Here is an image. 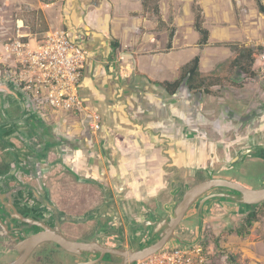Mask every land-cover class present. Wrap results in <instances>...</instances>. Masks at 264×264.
Returning <instances> with one entry per match:
<instances>
[{"label":"crops","instance_id":"obj_1","mask_svg":"<svg viewBox=\"0 0 264 264\" xmlns=\"http://www.w3.org/2000/svg\"><path fill=\"white\" fill-rule=\"evenodd\" d=\"M190 1L194 20L188 24L186 0H0L4 6L41 12L49 29L67 30L87 50L80 93L102 117L99 133H92L88 118L76 113L56 116L57 124H33L27 132L20 126L18 133L36 154L29 156L31 163L42 149L47 161L38 165L45 170L54 165V172L70 170L83 181L118 190L119 196L132 188L148 199L165 189L168 169L195 166L194 142L201 134L223 141L244 127L240 121L255 109L258 85L241 87L240 75L248 74L239 65L234 71L218 69L224 60L232 65L241 51L234 50L243 38L240 26L231 24L225 8H215L209 28L206 5L214 0H200L209 31L202 45L195 0ZM183 27L192 33L194 27L199 36L190 40ZM196 57L200 76L192 87L185 72ZM251 72L255 75L253 67ZM12 140L22 147L20 136ZM65 177L76 180L66 172ZM80 188L81 200L91 202L94 196L85 195L90 186Z\"/></svg>","mask_w":264,"mask_h":264},{"label":"flooded vegetation","instance_id":"obj_2","mask_svg":"<svg viewBox=\"0 0 264 264\" xmlns=\"http://www.w3.org/2000/svg\"><path fill=\"white\" fill-rule=\"evenodd\" d=\"M253 98L260 99V91H256ZM23 105L0 91V264H130V253H141L160 242L162 231H155L157 225L168 217L169 211H174L187 189L209 178L227 179L253 190L264 188V128L258 127L264 124V101L257 104L251 116L244 115V120L240 121L241 125L250 128V137H259L261 143L240 150L241 138L235 139L229 154L237 161L229 162L225 153V162L218 167L212 166L210 158L200 161L194 150L196 164L186 170L191 181L180 186L175 180L169 185L171 189L166 192L167 198L156 193L148 199L136 195L132 188H127L119 196L118 190L97 181H83L79 177L66 181L65 172H54V165L45 170L31 163L30 157L36 154L18 131L21 126L27 132L33 124L41 122L33 116L28 120L30 127L25 122L19 125V118L24 120L33 115L27 103ZM242 127L236 130L237 138ZM19 136L23 148L12 140ZM203 138L210 140L213 136L205 133ZM203 149L210 152L209 145ZM200 156L204 157L203 154ZM83 184L90 186L85 190L89 194L85 195L94 196L91 202L81 200L80 186ZM139 192L152 193L144 189ZM220 194L237 195V192L215 188L198 197L164 248L200 243L205 220L215 206L234 205L246 215L252 210L228 202ZM65 215L82 220L66 221ZM46 228L57 229L69 241L83 244L85 248L71 251L52 240L30 248L20 245L21 241L31 239Z\"/></svg>","mask_w":264,"mask_h":264},{"label":"rangeland","instance_id":"obj_3","mask_svg":"<svg viewBox=\"0 0 264 264\" xmlns=\"http://www.w3.org/2000/svg\"><path fill=\"white\" fill-rule=\"evenodd\" d=\"M257 1L258 0H214L206 5L210 11V17L208 18L209 28L212 27L211 18H213L214 9L225 8L227 11V17L231 20V24L237 22L243 36L242 41L239 42L235 49H233L235 51H238L240 48L252 49L258 54V57L255 59L253 65L255 76H249L243 73L240 75L241 87H245V83H251L252 88L255 87L254 84L258 85V87L254 89L253 93L255 94L256 91H260V99H252V105L254 108H256L259 102L261 105L264 101V93H262L264 91V78L261 74L262 60L260 59L261 55L264 54V13L260 11ZM261 1L264 6V0ZM17 4L18 6L19 4L21 5V3ZM186 4L190 7V13L186 14L187 16L185 17L189 19L188 24H190V19L194 20V16L191 18L193 15L192 4L190 0H186ZM12 6L13 5L11 4H9V6H4L2 5V2H0V7L2 8L0 41L4 39V37L1 36L4 30L9 33L12 32L13 23L17 19H23L33 33H43L49 30V26H47L41 12L31 11L26 6H23L22 10L18 9L16 6ZM182 29L184 32L188 30L187 27H183ZM193 31L195 34L186 31L190 40H194L195 37L199 36L194 27ZM233 49L231 48L232 51ZM247 62V59L241 61L242 65H246ZM230 63V61L228 62L227 60H224L220 62L218 69L223 70V68H225V70L234 71L235 65L232 66ZM249 85L250 84H246L247 87H249ZM226 88V95H228L230 94L231 88L229 86ZM251 112L252 111H249L248 114H251ZM58 119L60 118L52 120L50 124H57L61 121ZM258 127L259 129H263L264 124H260ZM249 129L250 128L248 126H244L242 127V131L238 138L236 136L237 132L235 131V134L230 135L223 141H216V138L204 140L203 136L205 133L201 134L194 142L196 145L195 151L200 157L199 160L204 161L206 158H210V163H213L212 166L218 167L221 163L225 162L224 156L226 153L228 155L227 160L230 159L229 162H231L235 158L231 157L232 155L229 153L230 149L234 147L232 144L236 141L235 139L238 140L241 138L239 141L240 150L250 147L251 144L254 145L255 143L262 142L259 140V137H254L252 139L249 135L251 133L249 132ZM90 130L94 133L91 128ZM208 145L210 152H206L203 149L204 147H208ZM41 150L42 149H39V152H42ZM201 154H203L204 157L200 156ZM73 168L75 167L73 166ZM167 171H169L168 173H171V175H168L167 177L168 184L165 183V185H168V189H164L162 191V196L164 198L168 197V193L166 194V192L171 189L169 185L172 184V182L175 183V180L178 181L180 186H184L191 181V178L190 176H187V171L185 169L180 171L177 169H168ZM65 172L69 174L71 178L76 179V176L74 175L75 173L72 171L65 170ZM79 180L86 179L80 178ZM256 211L258 212V220L255 222L249 235L246 237H240L234 231L243 224L247 215L243 212H239L234 205L215 206L205 220L204 236L202 237L200 243H195L193 246L186 245L184 247L192 248L197 245L203 247L204 256L207 260L205 264H229V255L235 256L239 264H264V205L258 206Z\"/></svg>","mask_w":264,"mask_h":264},{"label":"built area","instance_id":"obj_4","mask_svg":"<svg viewBox=\"0 0 264 264\" xmlns=\"http://www.w3.org/2000/svg\"><path fill=\"white\" fill-rule=\"evenodd\" d=\"M2 16L0 13V21ZM0 41V77L23 95L31 113L45 123L58 115L83 114L94 133L102 130V117L81 97L87 50L65 29L33 33L23 19ZM264 78V54L261 55ZM204 249L164 248L135 264H205Z\"/></svg>","mask_w":264,"mask_h":264},{"label":"water","instance_id":"obj_5","mask_svg":"<svg viewBox=\"0 0 264 264\" xmlns=\"http://www.w3.org/2000/svg\"><path fill=\"white\" fill-rule=\"evenodd\" d=\"M0 91H2L4 94H7L11 96V98L16 101L20 102L22 105L25 102V98L23 95L15 88V86L11 82H7L6 80L2 79L0 77ZM24 106V105H23ZM34 115H28L27 119H33ZM9 117V115H7ZM35 119H39L37 116H34ZM27 119L24 120L22 118H19L17 122L19 125L21 123L25 122L27 127H30L31 124H27ZM34 119V120H35ZM40 122H43L39 119ZM30 125V126H28ZM6 127V124L4 125ZM5 133V130H3ZM24 133V132H23ZM43 152V153H42ZM42 152H39V158L36 159L35 163L38 165V162L47 161V157H45V152L42 150ZM22 153V152H21ZM23 155V154H22ZM16 163L20 164V160L16 159ZM233 161H237L236 159ZM232 161V162H233ZM215 188H226L231 191L237 192V195L235 194H220V197L224 198L228 202L236 203L240 206L244 207H258L264 202V188L259 190H253L251 188H248L246 186H243L239 183L229 181L227 179H221V178H209L205 180L204 182L195 185L194 187H191L186 190L184 197L182 200L176 205L174 211H169L168 217H165V219L161 220L159 224L157 225L155 231L161 232V238L160 242L156 245L152 246L151 248L145 249L144 251L140 252H132L130 253V264H135L136 261L144 260L152 255L156 254L157 252L164 249L165 245L169 241L170 237L173 235V232L175 228L182 222L184 219L188 209L193 204V202L203 195L204 193L215 189ZM66 221H81L82 219L72 217L69 215L64 216ZM46 240H52L55 243H57L59 246L67 249V250H77L78 248H85V245L79 244V243H72L69 241L63 234L57 231V229L52 228H46V230L40 234H37L33 236L31 239L20 242V245H25L30 247H34L38 245L39 243L46 241ZM181 244L185 245L184 242H180ZM195 244V243H194ZM194 244H186L187 246H193ZM140 253V254H138Z\"/></svg>","mask_w":264,"mask_h":264},{"label":"trees","instance_id":"obj_6","mask_svg":"<svg viewBox=\"0 0 264 264\" xmlns=\"http://www.w3.org/2000/svg\"><path fill=\"white\" fill-rule=\"evenodd\" d=\"M144 4L147 0H143ZM259 5V9L262 13H264V6L261 0L257 1ZM195 8H196V29L202 34V45H205L208 43L209 39V31L205 29L204 27V18H205V12L200 7V0H195ZM155 11L158 14V5L156 4ZM171 37H173V33L171 34ZM258 57V54L254 52L252 49H241L240 52H237L236 59L233 61V65L240 66L239 70L247 73L249 76H255L253 72H251V69L253 67V64L255 62V59ZM247 59V64L242 65L241 61H244ZM199 57H196L194 61L191 63V65L187 68L185 72V77L188 78V81L190 83L193 82L196 77L200 76L199 74ZM183 80L180 81L179 85L182 83ZM202 85L199 87L201 88ZM193 87V85H192ZM264 205V204H263ZM248 208V207H247ZM248 209H252L249 214L247 215L246 220L243 222L242 225H240L238 228L235 229V233L240 237H246L249 235L252 227L254 226L255 222L258 220V212L256 211V208L253 209V207H249ZM229 264H239L237 262V258L233 255H229Z\"/></svg>","mask_w":264,"mask_h":264}]
</instances>
